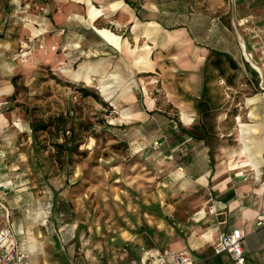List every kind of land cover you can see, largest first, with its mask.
Segmentation results:
<instances>
[{"label": "crops", "instance_id": "obj_1", "mask_svg": "<svg viewBox=\"0 0 264 264\" xmlns=\"http://www.w3.org/2000/svg\"><path fill=\"white\" fill-rule=\"evenodd\" d=\"M20 2L0 0V16L12 7L17 11L18 27L22 21L28 36L46 45L57 43L63 49V64L76 67L72 73H65V80L96 90L109 105V113L121 111L123 120L116 123V129L125 132L120 139L129 145H142L148 153H155L164 166L160 185L155 190L146 187L135 196L138 204L126 206L123 229L101 234L108 235L112 242L108 264H113V259L116 264H145L142 247L152 252H188L193 264H234L227 253L214 251L220 235L233 229L244 233L245 264H264V227L256 225L264 206V91L254 84L258 71L245 58L244 51L229 42L223 14L215 18L219 23L217 37L212 30L213 11L208 0H204L201 14L195 9L190 12L178 0H25L26 10ZM256 5V12L248 10L240 18L244 30L241 40L252 62L264 74V0H257ZM92 7L98 12L96 17L91 16ZM102 30L117 37L119 45L104 38ZM179 51H184L193 66V90L199 89L202 98L206 87L207 103L208 81L203 72L195 73V55L208 56L217 51L230 55L237 65L233 73L241 88L234 91L235 101L219 111L220 139L216 146L206 137L199 139L182 132H191L188 126L192 122L185 123L181 114L193 118L199 111L197 107L191 109L182 103L177 121L161 119L156 97L146 89L150 79H161L172 74V69L178 70ZM169 66L171 70L166 69ZM104 86L109 97L102 91ZM8 88L12 90L13 86ZM157 123L165 127L157 129ZM28 128L31 131L30 124ZM20 130L0 111V156L4 142L13 143ZM4 161L0 157V224L6 207L15 237L26 251V264H43L29 253V249L40 247L44 263L57 264L55 259L66 255L67 224L58 225L49 217L52 204L47 201L41 225H24L14 214L26 198L31 200L32 192L19 188L13 193L15 188L4 182ZM67 204L64 200L63 221L68 216ZM212 206L217 207V213L209 211ZM113 222L106 223L107 227H113ZM91 223L95 227L91 233L100 235L102 225L94 218ZM80 224L75 225V240L85 238L79 236ZM83 254L84 263L101 264L85 251ZM69 263L73 264L71 260Z\"/></svg>", "mask_w": 264, "mask_h": 264}, {"label": "rangeland", "instance_id": "obj_2", "mask_svg": "<svg viewBox=\"0 0 264 264\" xmlns=\"http://www.w3.org/2000/svg\"><path fill=\"white\" fill-rule=\"evenodd\" d=\"M178 1L188 6L190 12L195 9V13H203L204 0ZM24 2L21 0L20 4L26 10ZM208 2L213 11V32L216 31L219 36V23L215 18L222 13V23L228 29L229 42L240 48L239 42L244 32L240 18L248 10L257 11V7H254L257 6V0ZM17 20V11L12 7L0 16V91L3 92L0 94V111L8 121L17 123L21 130L13 143L4 142L0 157L5 159L6 185L15 188L14 194L19 188L29 189L32 196L31 200L26 198L21 203L14 215L24 225H41L43 211L49 201L52 204L49 217L57 220L58 225L67 224L64 242L66 255L56 258L57 264H70V260L73 264H88L83 262L84 251L90 259L95 257L101 264H108L107 255L112 242L108 240V235L101 234H114L123 229L124 215L128 211L125 210L126 206L133 208V205L138 204L135 196L141 195L140 192L146 187L155 190L157 184L160 185L164 166L159 164L161 160L157 159L155 153H148L142 145H129L128 142L118 144L117 139L125 131L116 129L119 126L116 123L123 120V113H109L108 106L91 97H82L78 91L81 86L65 80V73H72L76 67L63 64V49L55 42L46 45L44 41L28 36L23 30L26 25L20 21L18 27ZM172 52L175 54L176 51ZM179 54L181 66L176 67L178 70L172 69V74L161 79H150L146 83V89L156 97L161 119L165 117L177 121L180 117L179 105L184 103L193 109L201 100L200 90H193V80L190 78L193 66L189 64L184 51H179ZM194 58L195 73L203 72V78L208 81L209 103L207 114L196 110L192 124L188 127L195 135L205 134L210 143L216 146L220 139L219 111L235 101L234 91H238L241 85L235 82V72L228 61L223 60L219 65L213 63L217 57L211 52L208 56L196 54ZM166 69L171 70V66ZM13 77H16V87L11 83ZM257 77L254 84L262 90L261 77ZM242 82H245L244 79ZM10 85L13 86L12 90L8 88ZM60 114L66 118V128L72 127L77 141L81 143L72 154L71 161H68L65 153L60 162L56 160L57 150L52 143L65 139L60 131L55 130L51 134L38 131L33 138L28 128L32 121H49ZM156 127L164 128L165 125L157 123ZM69 135V131H66V136ZM167 139L171 142L172 136ZM43 191L48 193L44 194ZM64 200L68 201L65 221ZM92 218L102 225L99 226L100 235L91 233L95 228L91 223ZM80 222H84V225ZM111 222L113 227H107L106 223ZM76 223L81 225L79 236L85 235L82 240L73 237ZM120 251L117 253L120 254ZM29 253L45 264L41 247L29 249ZM111 261H115L113 264L118 263L115 259Z\"/></svg>", "mask_w": 264, "mask_h": 264}, {"label": "built area", "instance_id": "obj_3", "mask_svg": "<svg viewBox=\"0 0 264 264\" xmlns=\"http://www.w3.org/2000/svg\"><path fill=\"white\" fill-rule=\"evenodd\" d=\"M245 58L246 55L244 54ZM264 57V51H262ZM247 59V58H246ZM261 77L260 87L264 90V78ZM181 149V151H183ZM182 170V167H179ZM211 198V197H210ZM212 201V198L210 199ZM5 219L0 224V264H26V251L21 242H18L11 222L9 220V212L6 207ZM211 213H217V207L212 206L209 209ZM256 225L264 227V206L259 210ZM244 233L241 229H233L220 235L218 241L214 245V251L217 254L227 253L234 261V264H245V256L242 249V241ZM145 264H193V259L188 252H152L145 247L141 248Z\"/></svg>", "mask_w": 264, "mask_h": 264}, {"label": "trees", "instance_id": "obj_4", "mask_svg": "<svg viewBox=\"0 0 264 264\" xmlns=\"http://www.w3.org/2000/svg\"><path fill=\"white\" fill-rule=\"evenodd\" d=\"M211 54H214L217 57L215 61H213V63L219 65L221 61L226 60L228 61L229 65L233 69L237 68L236 63L233 61L230 55L217 52V51H213V53ZM11 83L13 84V86L16 87V77H13L11 79ZM79 85L81 87H79L78 91L82 97H91L94 100L99 101L100 103L109 107V105L105 101H103V99L101 98V96L96 90L89 88L85 86L84 84H79ZM206 95H207L206 87H204L202 98L196 105L197 109H199L201 114H207L208 112V103H207L208 98L206 97ZM66 123H67L66 118L64 117L63 114H60L56 118L54 117L53 119H50L49 121L36 120L30 123V129L33 134V138L36 137V132L38 131L49 132L51 134L53 133V131L56 130L58 132L60 131L62 135H65V139L62 140L61 142L55 141L54 143H52L55 149L57 150V153H56L57 162H60L61 160L60 158L62 157L64 153L66 154L65 156H67L68 161H71L72 154L78 150L81 144L80 141H77L76 139L77 137L75 135L74 129L72 127H69V129H67ZM66 131H69V134H70L69 136H66ZM182 132L187 133L199 139L205 138V134L202 136H198V135H195L193 132H190L186 129H182ZM117 140H118V144H122V142H124L122 139H117Z\"/></svg>", "mask_w": 264, "mask_h": 264}, {"label": "bare ground", "instance_id": "obj_5", "mask_svg": "<svg viewBox=\"0 0 264 264\" xmlns=\"http://www.w3.org/2000/svg\"><path fill=\"white\" fill-rule=\"evenodd\" d=\"M97 14H98V12L96 11V9H94V7H92V9H91V16H92V17H96ZM100 33H101V34L103 35V37L106 38L110 43H112V44H114V45H116V46L119 45L118 38L115 37L112 33H109V31H107V30H102V31H100ZM240 48H241V50H242V53H243V51H244V53H245V55H246V58L250 61L252 67H253L254 69H256V71H258V73H259L261 76H264V74H263V72H262V70H261V67L258 66V65H256L255 63H253L252 60H251V56L249 55V53H246V51H245V47H244V43H243L242 40H240ZM102 91H103L104 93L106 92V93H105V94H106V97H109V96L111 95L110 93H108V92L106 91V86H104V89H102ZM181 117H182V119H183V121H184L185 123H191L192 120H193V118H192L190 115H187V114H185V113H182V114H181Z\"/></svg>", "mask_w": 264, "mask_h": 264}, {"label": "water", "instance_id": "obj_6", "mask_svg": "<svg viewBox=\"0 0 264 264\" xmlns=\"http://www.w3.org/2000/svg\"><path fill=\"white\" fill-rule=\"evenodd\" d=\"M245 54V53H244Z\"/></svg>", "mask_w": 264, "mask_h": 264}]
</instances>
